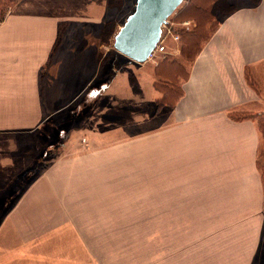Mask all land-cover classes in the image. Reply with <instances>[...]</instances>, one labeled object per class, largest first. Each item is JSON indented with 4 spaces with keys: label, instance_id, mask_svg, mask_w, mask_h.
<instances>
[{
    "label": "crops",
    "instance_id": "obj_1",
    "mask_svg": "<svg viewBox=\"0 0 264 264\" xmlns=\"http://www.w3.org/2000/svg\"><path fill=\"white\" fill-rule=\"evenodd\" d=\"M236 7L190 62L183 95L158 108L163 57L108 77L110 0L12 2L0 20V138L31 144L10 179L11 154L0 155V264H253L264 230L263 137L255 118L231 112L264 113L255 81L264 73V0ZM144 100L155 106L146 110ZM91 109L104 114L101 127L79 143L61 141L57 158L36 172L45 152L38 142L56 133L50 123L62 135L65 115L72 129ZM144 116L150 128L142 131ZM141 199L148 212H135ZM159 213L168 221L164 254L125 251L130 216L138 232ZM147 215L148 226L135 223ZM207 225L222 237L246 234L207 241ZM195 231L201 240L191 239Z\"/></svg>",
    "mask_w": 264,
    "mask_h": 264
},
{
    "label": "rangeland",
    "instance_id": "obj_2",
    "mask_svg": "<svg viewBox=\"0 0 264 264\" xmlns=\"http://www.w3.org/2000/svg\"><path fill=\"white\" fill-rule=\"evenodd\" d=\"M1 1H8V2H13L15 0H1ZM235 2V4H240L243 3V1L245 0H232ZM184 3V2H183ZM135 5H136V0H110V6H111V12L113 11L112 16L107 20L106 24L104 25L105 27V32L108 33V38H109V45L111 47V54L109 56L110 58V72L108 73V77L109 79H111L112 75L116 76V74H121L124 71V69L129 66V65H137V63H141V62H137L135 60H131L128 56H126L125 54L118 52L117 50H115V48H113V42H114V36L117 33V31L119 30V28L123 25V23L125 22L127 16L135 9ZM183 5V4H182ZM181 5V6H182ZM179 9L181 7H178ZM177 9L170 17V24L169 27L172 29V33L178 34L176 32V28L177 27H185V28H193L196 24V22H194L193 20L189 19L191 21V24L189 26L183 25L182 22L184 21H176L175 18V13H177V11L179 10ZM187 20V19H186ZM176 43H180L179 39L178 40H174V36L169 33V31L167 30L166 27H164V31H163V35H162V39L161 42L159 43L158 47L155 49V51L153 52V54L150 56V58L147 60L149 61L150 59H155V58H162V57H176L178 59H180V61L183 63L182 66H184L186 69L189 70V67L191 65L190 61H187L184 59L183 56H181L180 54H174V48L177 47ZM204 44V43H203ZM163 46L164 50H160V47ZM160 57V58H159ZM192 62V61H191ZM147 67H152V63L150 62H145ZM142 64V63H141ZM147 75V74H146ZM131 79H136V76L131 77ZM141 81H143V83H146V79L141 78ZM156 81V80H155ZM256 82H258L259 84V92H261L264 95V73L261 75V79L259 81V79H255ZM181 82V84H183V80H175V84H179ZM111 94H115L117 92V89L112 87L111 88ZM146 92H143L142 94V99H149L150 98V92H148V90H146ZM113 96V95H112ZM116 96V95H115ZM122 95H120L119 97L116 96V98H121ZM114 97V96H113ZM111 101V105H113L114 107H117V102L116 100H112ZM142 106L146 107V110H149V108L151 106H155L153 105V103H148L147 105V100H144L142 103ZM153 109V107H152ZM90 115L92 116V118H83V119H79L80 124L78 125L77 123L75 124L74 128H69L71 125L72 120L70 119L69 115L68 116H64L63 117V121L62 124L63 126L66 127V130L64 133H62V135H59L57 133V127L54 126V124L51 122L50 125L53 126L55 128V130L53 128H50L51 131H53L55 133V135H51L50 137H47V139L45 140V144L42 143V141L38 142L39 143V147L40 149L43 147L44 145V149L45 152L43 155L40 156V158H38L37 161H35V165H36V172H41V170H43V168H48L49 164L55 159L57 158L55 155L58 153V150L60 148L59 143L61 141H63L64 139H66L65 141L67 142L66 144H73L75 143H79L82 137V134L85 130H98L101 126L99 124V122H101L100 120L103 118V113L100 110L97 109H91L90 110ZM84 114L83 110L81 111V115ZM81 115H79L78 117L80 118ZM263 117H264V113H262ZM88 116H89V111H88ZM149 116H144L142 117L141 121V125H140V130L144 131L150 128V118L148 119ZM116 118V117H115ZM114 118V119H115ZM127 120L128 117H125ZM112 119V121L114 120ZM120 120L125 121L124 119H119L117 121L120 122ZM116 122V121H115ZM74 126V125H73ZM87 127H89L90 129H88ZM57 134V135H56ZM263 137V136H262ZM262 145H261V151L259 154V165H260V171L263 174V178H264V138L262 140ZM27 143L28 145L31 144L30 141H27V139H23V138H15V137H1L0 138V151L6 149V153H0V155H5V156H9L11 154V161H10V168L8 170H10V172L7 173V178H12L16 175L15 171H22L24 169V160L23 157L26 155V148H24V144ZM22 146L23 148H21L20 146ZM21 158V160H20ZM128 192H138L139 189L134 188V185H129L127 186L126 189ZM127 204V207H130V201H121ZM138 204H136L135 206V212H148V209L150 207V201L146 200V199H141L139 202H136ZM136 218H140L139 216H136ZM142 219L145 218V224H141L138 222H135L136 224L139 225H149L150 224V216H141ZM202 218V217H201ZM156 220V222H155ZM165 215L162 213H159V215L156 217L154 215H152V224L156 223L154 226L148 227L150 229L144 231H138V232H133L132 228H133V216L129 218L128 221V228L129 230H126L125 233H121V235L125 236V245H126V249L125 251L129 252H133L136 255H144L147 254L149 255V251L150 249L155 250L156 248L159 249L160 253L164 254V249L166 247V236H167V223L168 221H165ZM193 224L197 223V219L196 218H191ZM237 222V220H236ZM207 230H206V236H204L207 241L208 240H213V239H220L222 241H226L228 238H230V240H234L236 234L240 233L242 234V237H245L246 232H243L244 229L240 230L237 233H232V234H227L224 235L223 237L220 236V233H217L216 231H212V227L207 225ZM226 234V233H224ZM216 236V238H215ZM261 237V245L257 248V250H255V259L253 264H264V230L262 231V236ZM191 239L193 240H201L202 239V234L201 233H197L196 231L193 233V236L191 237ZM236 239V238H235ZM229 240V241H230ZM228 241V242H229ZM224 246H226V244H223ZM152 247V248H151ZM236 250V249H233ZM124 251V252H125ZM123 252V254H124ZM161 255V254H159Z\"/></svg>",
    "mask_w": 264,
    "mask_h": 264
},
{
    "label": "trees",
    "instance_id": "obj_3",
    "mask_svg": "<svg viewBox=\"0 0 264 264\" xmlns=\"http://www.w3.org/2000/svg\"><path fill=\"white\" fill-rule=\"evenodd\" d=\"M253 4H258L261 0H250ZM8 1L0 0V20L4 18L9 6ZM232 0H185L181 8L175 13L176 21L191 19L196 22L193 28L177 27L179 33L180 53L187 61H193L202 49L203 43L211 37L224 18L234 12L237 7ZM105 38L108 33L105 32ZM180 59L176 57H163L155 68L157 79L155 86L162 92V96L157 99V106L160 108L164 104L174 105L183 95L181 82L175 84V80H185L189 77V70L182 66ZM232 117L255 118L258 122L262 136L264 138V117L261 113L253 112H231Z\"/></svg>",
    "mask_w": 264,
    "mask_h": 264
},
{
    "label": "water",
    "instance_id": "obj_4",
    "mask_svg": "<svg viewBox=\"0 0 264 264\" xmlns=\"http://www.w3.org/2000/svg\"><path fill=\"white\" fill-rule=\"evenodd\" d=\"M185 0H136L114 36L113 48L131 60L145 62L161 42L163 25Z\"/></svg>",
    "mask_w": 264,
    "mask_h": 264
},
{
    "label": "built area",
    "instance_id": "obj_5",
    "mask_svg": "<svg viewBox=\"0 0 264 264\" xmlns=\"http://www.w3.org/2000/svg\"><path fill=\"white\" fill-rule=\"evenodd\" d=\"M169 24H170V20L168 18V20L166 21V23L163 25V31H164V27L167 28V30L169 31V33H171L173 36H174V39L178 40L179 39V35L178 34H175V33H172V29L169 27ZM183 25H186V26H189L191 24V21L189 19L187 20H184L182 22Z\"/></svg>",
    "mask_w": 264,
    "mask_h": 264
}]
</instances>
